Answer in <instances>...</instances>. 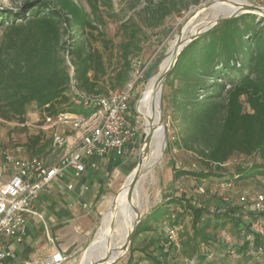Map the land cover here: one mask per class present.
<instances>
[{"label":"trees","instance_id":"16d2710c","mask_svg":"<svg viewBox=\"0 0 264 264\" xmlns=\"http://www.w3.org/2000/svg\"><path fill=\"white\" fill-rule=\"evenodd\" d=\"M199 1L145 0L144 12L159 25L166 16L180 14ZM0 21L5 24L0 41V119L24 124L32 104L43 109L46 116L63 112L55 110L54 104L70 101L66 91L72 80L87 93L103 90L99 85L100 77L106 75L102 56L86 45L79 30L89 23L72 1H27L19 10L1 12ZM135 37L129 32L127 39L118 45L119 64L108 75L112 90L124 87L129 80L130 57L139 50ZM58 48H65L72 64V76ZM166 80L171 90L173 115L181 124L178 148L192 152L203 168L198 172L172 169L174 179L183 175L213 176L212 171H219L234 155H254L260 160L236 169L237 178L264 177L263 18L244 13L216 25L183 48ZM163 101L167 102L166 95ZM64 111L82 114L83 109L70 101ZM50 146L51 140L40 135L27 139L31 157H46ZM134 166H129V173ZM228 175L233 178L234 174ZM173 203L182 206L184 214L191 218V234L180 241L182 254L188 259L196 256L197 263L202 262L210 252L211 242H216L217 248H222L220 251L232 252L230 246L236 248L234 244L224 243L205 230L208 227L221 230L230 223L242 240L236 248L242 264H261L250 255V251L264 254V250H259L264 234L259 235L249 225L258 217L256 213H245L235 206L209 212L186 196L171 198L167 204ZM165 214L164 209L155 207L140 221L134 238L149 231L148 224L157 223ZM244 214L250 223L243 219ZM148 242L153 245L155 240L149 237ZM169 249L172 251L166 250L164 243L159 249L162 259L152 253L146 257L153 264H169L166 257ZM132 252L130 246L126 264L144 260L134 259Z\"/></svg>","mask_w":264,"mask_h":264},{"label":"rangeland","instance_id":"374dc122","mask_svg":"<svg viewBox=\"0 0 264 264\" xmlns=\"http://www.w3.org/2000/svg\"><path fill=\"white\" fill-rule=\"evenodd\" d=\"M32 0H0V13L6 10L16 11L22 8L24 2ZM52 1V0H51ZM80 11V14L85 16L88 20L89 26L81 28L79 31L83 33V39L86 45L93 50H97L103 60L106 75L101 76L99 80L100 87L103 90L100 93L106 95L112 92L111 84L109 83L108 75L112 69H115L119 64V57L117 53L118 45L124 41L129 32H133L136 37L138 51L130 57V73L129 80L126 84H133L131 95V110L133 119L136 121V135L135 144L130 150L121 158L115 156L113 159L119 160L114 167L107 169V164L110 158H106L104 165L98 171L99 178H105L102 183L100 198L96 204V213L92 215L93 223L91 229L86 234L85 238L80 243H74L65 252L66 259L63 264H83L87 259L92 257L94 253V241L103 216L113 207L112 199L118 196L123 187L128 175L129 166L137 164L140 148L144 137V123L146 116L143 117L141 111H145L139 99L143 94L145 88V76L148 69L162 56H166L167 47L171 41L180 33L186 21L208 0H200L195 6H190L188 10L180 11V14L171 13L166 16L162 23L155 24V20L150 19L147 13L144 12L145 0H70ZM188 2L191 0H187ZM252 5H259L264 7V0H246ZM153 9V8H151ZM27 15V13H24ZM4 23V22H3ZM0 21V41L5 24ZM126 30V32H125ZM128 31V33H127ZM107 42V45L104 43ZM64 47V46H63ZM65 48H58L59 56L64 60L65 66L72 76V64ZM169 76V75H168ZM167 76V77H168ZM166 77V79H167ZM163 84V96L166 95V110H164L165 134L166 144L164 154L158 161L145 172L140 179L136 193L133 198L141 203L140 217L141 221L155 208L164 209L165 215L157 222L148 224L149 231L141 232L136 238L131 240L132 257L134 259L143 258L144 260L139 264H153L147 259V253H152L154 257L161 258L160 246L166 243L165 227L171 223H178L182 226L179 233V240L185 239L187 234H191L190 222L191 218L182 211V206L177 204H167L171 198L188 197L192 203L197 207L204 206L207 211L212 212L218 208L239 207L243 212H255L252 209L251 200L257 194L264 195V177H254L247 179L237 178L235 170L238 168L249 167L253 163H260L256 156L245 157L242 155H234L228 162L222 165L219 171H212L213 176L207 178H198L191 175H183L174 179L173 170H183L189 172H198L202 170V166L192 152L185 151L178 148V136L181 129V124L173 115L172 105L170 102V87L166 86V80ZM74 81V80H73ZM125 84V85H126ZM124 85V86H125ZM120 89V88H117ZM69 97V90L66 91ZM70 99V98H69ZM164 102V101H163ZM69 102L55 103L54 109L57 111H64L69 107ZM83 109V108H82ZM90 111L83 109L82 114H88ZM47 114L43 109H39L35 104L28 107L25 116V123L19 124L15 120L0 119V162L3 155L11 154L15 157H31L27 149V139L30 136L40 135L44 140H52L55 132L58 129L52 124H44V116ZM70 135V133H66ZM60 158V150L49 152L42 160L47 164L55 163ZM104 160V159H103ZM110 166V165H109ZM68 170L64 173V180H68L71 175ZM95 174V173H94ZM228 174H234L231 178ZM225 183H230L226 187ZM64 183L57 181L55 185L49 188V194L40 195L38 200L42 197L62 196ZM244 197L246 202L242 203L239 198ZM74 199V198H72ZM73 201V200H72ZM111 201V202H110ZM76 202V201H75ZM73 202V203H75ZM78 210V206H75ZM72 209V208H70ZM85 208L82 210H87ZM258 217L251 221V227L254 232L256 227L255 221ZM243 219L248 221L246 214ZM45 226L41 221L29 219L27 227L31 232L37 229L42 230L43 239L48 245H52L46 237L48 236L54 240L56 237L51 226L46 218ZM249 222V221H248ZM250 223V222H249ZM67 224V223H66ZM208 234H215L217 239L223 240L224 243H232L238 248L242 242L238 236L234 226L228 223L221 230H212L211 227L205 229ZM264 234V224L263 230ZM57 233V232H56ZM242 234V233H241ZM240 234V235H241ZM259 234V235H263ZM152 237L155 240L153 245H149L148 239ZM81 240V239H80ZM62 238L57 242L61 243ZM55 244L56 241L54 240ZM216 242H211L207 256L202 262L197 263L196 256L188 259L182 254L181 248L179 251L168 250L166 256L169 264H242L240 254H236V248L232 252L220 251L222 248H217ZM181 245V244H180ZM263 245V241H262ZM168 246V245H166ZM88 247V248H87ZM202 247V246H201ZM203 249V247H202ZM263 252L264 248H259ZM166 252L163 250V253ZM129 251L115 264H126L129 258ZM255 260L264 264V254L260 252L250 251ZM37 262L31 264H47L45 255L38 257Z\"/></svg>","mask_w":264,"mask_h":264},{"label":"built area","instance_id":"2783aa9c","mask_svg":"<svg viewBox=\"0 0 264 264\" xmlns=\"http://www.w3.org/2000/svg\"><path fill=\"white\" fill-rule=\"evenodd\" d=\"M132 89L133 84H126L106 95L87 93L72 80L68 89L71 103L90 112L63 111L54 116H44V124L52 122L58 129L51 140L50 152L60 150L59 160L47 164L42 158L34 156L3 155L0 162V264H4L24 241L29 219L41 221L45 226L36 202L41 194H49V188L57 181H64L66 171L82 173L87 160L120 158L134 146L137 129L130 105ZM229 184L225 186L229 187ZM67 187L71 186L67 184ZM239 200L246 202L244 197ZM251 205L258 215L254 223L256 231L263 234L264 195H255ZM181 230L182 226L178 223L165 227L168 248L180 250ZM46 237L53 245V239L47 232ZM65 252L55 249V253L46 260L47 264H63Z\"/></svg>","mask_w":264,"mask_h":264},{"label":"crops","instance_id":"0c3cea01","mask_svg":"<svg viewBox=\"0 0 264 264\" xmlns=\"http://www.w3.org/2000/svg\"><path fill=\"white\" fill-rule=\"evenodd\" d=\"M105 159L87 160L84 172L74 173L71 171L68 180L59 181L64 183L62 196L56 198L45 196L37 200V210L51 223L52 227L56 228L52 229L56 236L54 238L56 244L53 240V245H48L42 237V230L37 229L35 232H31L27 227L24 241L15 248L12 256L4 264H31L37 262L38 257L42 254L48 259L55 253V249L67 251L71 245L76 242L80 243L85 238L92 227V215L96 213V204L102 193V183L105 181V178H99V172L95 171L100 169L102 163L104 165ZM108 160L107 169L114 167V164L119 161L113 158ZM67 184L71 187L68 188ZM75 206L79 207L78 210L74 209ZM82 208L88 209L82 210ZM57 238H62L61 243L57 242ZM165 249H168L166 243Z\"/></svg>","mask_w":264,"mask_h":264},{"label":"bare ground","instance_id":"6f19581e","mask_svg":"<svg viewBox=\"0 0 264 264\" xmlns=\"http://www.w3.org/2000/svg\"><path fill=\"white\" fill-rule=\"evenodd\" d=\"M240 5H250V3L246 0H213L208 8L199 10L198 15L189 18L188 21L184 23L180 39H187L190 35L213 22L216 18L228 16L239 9ZM177 39L178 38L175 37L171 41L167 47L166 56H162L157 65L149 71L145 81L143 94L139 99V103L142 104L145 110L141 111L143 117L146 116V121L144 123L145 132L148 131V128H150L151 125L156 127L153 140L149 146V151L142 156L143 167L147 170H149L164 154L166 144L164 139L165 132L163 128L158 125V114L150 111V97L153 93L155 79L161 73L162 69L167 67L169 64V53L174 48ZM151 118L152 124L148 121V119ZM130 180L131 177H127L118 196L112 199L113 208L103 216L100 226L97 228L93 245L95 254L87 259L83 264H92L97 259H101L106 256L109 252H112L111 258H114L116 255L121 253L119 252V249L124 243L126 235L135 220L134 208L139 210L142 206L139 202L140 200L138 201L134 198H132L131 201L127 200V186ZM111 222H114L112 229L110 228Z\"/></svg>","mask_w":264,"mask_h":264},{"label":"water","instance_id":"95a60500","mask_svg":"<svg viewBox=\"0 0 264 264\" xmlns=\"http://www.w3.org/2000/svg\"><path fill=\"white\" fill-rule=\"evenodd\" d=\"M212 2H213V0H208V2L205 3L203 6H201L190 18L194 17L195 15H198L199 10L208 8ZM244 13L254 14V15H257L258 17H261L264 19V7L259 6V5H252V4L240 5L239 9H237L233 13L229 14L228 16L216 18L213 22H211L208 25L204 26L203 28L197 30L195 33L190 35L185 40L180 39L182 30L176 36V38H178V39L176 41L174 48L169 53V57H170L169 64L167 67L162 69L161 73L155 79L154 85H153V93L151 94V97H150V101H151L150 111L152 113L158 114V117H159L158 125L161 126V128H163L164 132H165V121H164V103H163V84H164L166 77L173 70V68L177 62L178 56L180 55L183 48H185L189 43H191L195 39H197V38L201 37L202 35H204L205 33H207L209 30H211L216 25H219V24H221L227 20L236 18V17H238ZM160 58L148 69L147 74L145 76V81L147 79L149 71H151L157 65ZM148 121H149V123L152 124V118L148 119ZM155 129H156V127H153L151 125V127L148 128V131L144 132V137H143V141H142V146L140 148L137 164H135L134 168L132 169V171L128 175V178L131 177V180L127 186V200L128 201L132 200L134 193H136L137 185H138L140 179L143 177V175L147 171V169L143 167L142 156L149 151V146L153 140ZM164 139H165V143H166V134H164ZM134 212H135V220L132 224V227L129 229V231L126 235L124 243L122 244V246L119 249V252H121V253L119 255H116L114 258H111L112 252H109L106 256H104L101 259H97L92 264H115L129 251V248L131 245V240L133 238L134 232H135L138 224L141 221L139 210L137 208H134ZM113 226H114V222H111L110 228L112 229Z\"/></svg>","mask_w":264,"mask_h":264}]
</instances>
